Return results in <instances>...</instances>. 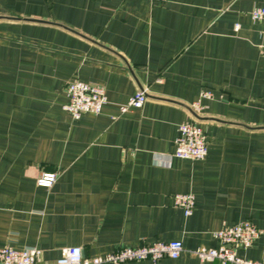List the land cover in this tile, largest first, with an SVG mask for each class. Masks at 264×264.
Instances as JSON below:
<instances>
[{
	"label": "crops",
	"instance_id": "obj_1",
	"mask_svg": "<svg viewBox=\"0 0 264 264\" xmlns=\"http://www.w3.org/2000/svg\"><path fill=\"white\" fill-rule=\"evenodd\" d=\"M264 0H0V248L86 258L180 241L216 248L223 225L264 231ZM73 77L104 88L99 115L63 106ZM145 90L140 109L120 107ZM208 92L210 97L201 98ZM199 102V114L190 106ZM206 137L173 157L178 125ZM43 171L57 173L49 189ZM192 193L185 217L173 196ZM242 258L264 263V236ZM123 264H152L150 261Z\"/></svg>",
	"mask_w": 264,
	"mask_h": 264
},
{
	"label": "built area",
	"instance_id": "obj_2",
	"mask_svg": "<svg viewBox=\"0 0 264 264\" xmlns=\"http://www.w3.org/2000/svg\"><path fill=\"white\" fill-rule=\"evenodd\" d=\"M251 19L264 23V8L254 7L250 12ZM67 102L63 109L72 119L78 120L84 114L99 115L107 102L105 90L100 85H92L73 77L66 86ZM201 98L210 97V93H201ZM145 90H138L120 107L124 114L130 109H140L146 102ZM194 114H199L202 106L199 102L190 106ZM178 133L174 140L173 157L181 160L202 161L207 156V141L203 130L191 121L178 125ZM57 180V173L43 171L36 179V186L49 190ZM174 206L182 209L184 216L189 217L195 206L192 193L173 196ZM264 236V231L256 228L251 221L244 220L234 225H223L212 233L218 243L216 248H199L194 251L200 263L217 262L218 264H264L242 258L238 251H245L257 238ZM184 248L180 241L156 242L141 244L133 248H119L105 255L86 258L80 247L62 249L61 257L54 264H123L130 262L150 261L158 263L164 258L178 259ZM40 251L35 247L14 249L9 246L0 248V264H39Z\"/></svg>",
	"mask_w": 264,
	"mask_h": 264
}]
</instances>
